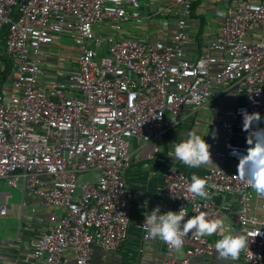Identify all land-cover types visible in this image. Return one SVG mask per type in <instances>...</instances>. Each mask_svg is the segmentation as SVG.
<instances>
[{
    "label": "built area",
    "instance_id": "built-area-1",
    "mask_svg": "<svg viewBox=\"0 0 264 264\" xmlns=\"http://www.w3.org/2000/svg\"><path fill=\"white\" fill-rule=\"evenodd\" d=\"M171 1L175 22L160 17L157 29L146 33L150 9L157 17L168 9L157 0H0V43L7 26L5 51L15 61L11 88L0 80V184L55 209L27 264H68V253L76 264H92L96 247L119 249L133 212L125 180L130 141L159 144L162 151L184 109L203 107L226 84L242 98L220 122L221 163L200 177L209 197L190 193L191 176L179 169L167 171L163 189L176 199V211L183 206L188 217L204 212L209 220L223 219L225 232L199 238L189 232L179 250L165 243L169 255L161 264L214 258L216 240L228 232L249 241L230 264H264V197L238 175L232 154L250 147L242 110L260 113L264 128V0L230 5L208 52L197 59L185 49L193 42L188 29L195 0ZM254 25L262 36L251 42ZM66 31L78 48L77 69L43 85L44 47ZM95 170L98 181L80 184L83 173ZM8 212L3 204L0 214Z\"/></svg>",
    "mask_w": 264,
    "mask_h": 264
},
{
    "label": "crops",
    "instance_id": "crops-1",
    "mask_svg": "<svg viewBox=\"0 0 264 264\" xmlns=\"http://www.w3.org/2000/svg\"><path fill=\"white\" fill-rule=\"evenodd\" d=\"M157 5H164L168 9L158 17L154 15V9H150L146 33L157 29L158 18L173 16L170 22H175L174 9L171 0H157ZM238 0H195L194 12L189 19V35L192 37L190 44L185 47L188 56L197 59L208 52L209 44L214 38L217 29L223 21L224 14L230 5H235ZM156 7V6H155ZM173 27V26H172ZM262 36L258 25L252 26L248 34V40L258 41ZM2 54L0 55V80L8 85V79L12 76L13 59L5 54V43H0ZM54 53H57L54 54ZM78 48L76 47L70 32L63 33L50 46L44 47L43 69L44 75L40 82L43 85H51L57 79L63 78L64 74L77 69ZM56 55V56H55ZM237 90L233 84L222 87L216 97L210 99L203 107H197L190 103L183 112L178 124L166 134L163 150L161 145L155 143H143L137 139L130 141L131 164L126 170L125 180L132 192L133 212L128 235L119 249L106 252L100 247L95 248L92 264H161L163 258L168 254L165 243L158 239L145 238L144 231L139 225L144 221V214L150 212L155 206L160 205L162 211H176L177 201L173 197L163 196L165 175L170 169H179L187 172L190 176L196 174L201 177L210 168L221 163L217 152L224 147V130L220 122L228 117V112L234 107L241 96L237 97ZM189 132H196L211 146L210 158L212 163L203 164L198 168H189L174 157L168 156L172 152V143L186 138ZM99 171L83 173L80 184L87 180L98 181ZM16 196L11 189L0 184V196L2 203L9 209L6 215L18 213L19 225L14 229L11 236L0 238L2 244V264H27L25 258L33 251V243L43 234L49 226V217L55 209L42 204L36 198H28L19 188ZM7 192V193H6ZM12 201V205L8 201ZM259 211H261L262 200H258ZM234 227L236 221L234 219ZM217 241V240H216ZM68 264H76L73 255L68 253ZM183 256V252L178 254ZM213 261H222L230 264L228 259L218 260L203 257L198 259L197 264H209ZM243 264V263H241Z\"/></svg>",
    "mask_w": 264,
    "mask_h": 264
},
{
    "label": "clouds",
    "instance_id": "clouds-1",
    "mask_svg": "<svg viewBox=\"0 0 264 264\" xmlns=\"http://www.w3.org/2000/svg\"><path fill=\"white\" fill-rule=\"evenodd\" d=\"M241 115L243 130L249 133L246 142L250 147L244 155L236 149L232 150V154L239 159L237 172L238 175L247 179L248 186L255 193L264 197V128L259 127L262 117L258 112L248 113L246 110H242ZM171 145L173 150L168 156L174 157L175 161L189 168H198L203 164L212 163L211 146L196 132H189L186 138L178 142L174 141ZM206 184L205 179L193 174L188 191L202 199H207L209 194ZM186 217L188 216L183 206L178 211H162L161 206L157 205L144 214L142 227L147 231L149 238L158 239L176 250L183 247L184 237L189 232L198 238L218 231L225 232L223 219L209 220L204 212L187 219ZM248 242L245 235L231 232L224 234L214 245L217 259H237L239 253L248 247Z\"/></svg>",
    "mask_w": 264,
    "mask_h": 264
},
{
    "label": "rangeland",
    "instance_id": "rangeland-1",
    "mask_svg": "<svg viewBox=\"0 0 264 264\" xmlns=\"http://www.w3.org/2000/svg\"><path fill=\"white\" fill-rule=\"evenodd\" d=\"M141 29V27H138ZM91 47H94V42L90 43ZM57 55V53H54ZM55 55V56H56ZM13 83L12 76H10V79H8V87L11 88ZM11 191L13 193V196H16V190L11 188ZM2 203V198L0 196V204ZM8 204L11 206L12 201L9 200ZM19 225V218H18V213H13L12 215L0 217V238H5L8 236H11L13 234V230L17 228Z\"/></svg>",
    "mask_w": 264,
    "mask_h": 264
},
{
    "label": "trees",
    "instance_id": "trees-1",
    "mask_svg": "<svg viewBox=\"0 0 264 264\" xmlns=\"http://www.w3.org/2000/svg\"><path fill=\"white\" fill-rule=\"evenodd\" d=\"M7 29H8V27L6 26V27L4 28L2 34H1V39H2V40H3V37L5 36V34L7 33ZM4 52H5V54L7 55V57H10V56L6 53V51H4Z\"/></svg>",
    "mask_w": 264,
    "mask_h": 264
}]
</instances>
